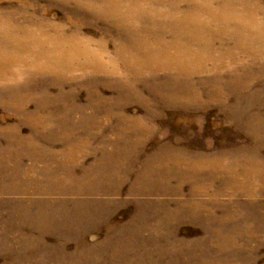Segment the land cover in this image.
Listing matches in <instances>:
<instances>
[{"label":"rangeland","instance_id":"rangeland-1","mask_svg":"<svg viewBox=\"0 0 264 264\" xmlns=\"http://www.w3.org/2000/svg\"><path fill=\"white\" fill-rule=\"evenodd\" d=\"M98 1L0 0L12 23L53 24L114 60L107 73L7 82L31 92L24 112L5 103L16 92L0 96V172L32 166V144L49 154L37 165L49 177L0 173V264H264L259 65L230 86L222 72V94L201 84L207 73L133 72L117 53L123 32L83 6ZM184 81L189 89L174 88ZM240 81L246 89L233 88Z\"/></svg>","mask_w":264,"mask_h":264},{"label":"bare ground","instance_id":"bare-ground-1","mask_svg":"<svg viewBox=\"0 0 264 264\" xmlns=\"http://www.w3.org/2000/svg\"><path fill=\"white\" fill-rule=\"evenodd\" d=\"M77 1L83 3V0ZM142 1L99 0L97 4L83 5L95 15L112 21V25L123 32L117 53L133 72L151 73L158 69L186 79L207 73L215 76L213 81L205 80L201 84H207L210 89L220 88V94L223 93L222 72L231 75L229 86L236 81L239 71L246 72L244 70L254 63L264 73V8L255 0ZM55 27L39 22L14 24L0 15V96L16 92V98L5 103L17 110L26 111L31 90H11L13 87L7 84L8 81L21 86L29 83L26 79L40 75H57V80L61 81L63 75L73 74L80 67L107 73L105 65L114 62L105 61L103 51L93 50L86 43L81 45L73 36L51 33ZM241 55H247L250 63ZM80 57L85 60L81 61ZM209 62L213 66L209 67ZM116 68L112 69L117 71ZM187 82L190 81L174 88L189 89ZM244 83L240 81L233 88L246 89L248 85ZM206 89L207 93L212 91ZM59 90L64 91L63 86ZM42 92L49 93V86H45ZM21 116L33 129L40 127L36 116L27 112ZM33 148L35 146L30 144L28 152L33 156L32 166L22 169L14 160L12 164L10 162L11 166L3 163L5 166L2 164L0 173L18 179L22 176V181L32 171L47 175L48 168L41 169L37 165L39 161L47 162L44 159L49 154L36 157L38 151ZM41 152L47 150L41 149Z\"/></svg>","mask_w":264,"mask_h":264}]
</instances>
